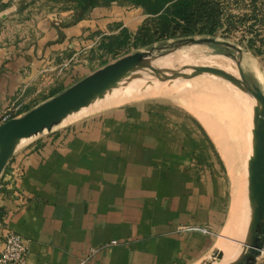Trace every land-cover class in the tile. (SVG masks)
Returning a JSON list of instances; mask_svg holds the SVG:
<instances>
[{
	"label": "crops",
	"instance_id": "crops-1",
	"mask_svg": "<svg viewBox=\"0 0 264 264\" xmlns=\"http://www.w3.org/2000/svg\"><path fill=\"white\" fill-rule=\"evenodd\" d=\"M112 3L107 21L138 20ZM17 4L0 0L1 22ZM90 17L40 19L16 42L0 29V115L47 78ZM160 91L110 94L90 112L106 111L15 150L0 173V249L3 226L26 239L22 264H195L216 249L233 183L204 125L174 104L116 106Z\"/></svg>",
	"mask_w": 264,
	"mask_h": 264
},
{
	"label": "rangeland",
	"instance_id": "rangeland-1",
	"mask_svg": "<svg viewBox=\"0 0 264 264\" xmlns=\"http://www.w3.org/2000/svg\"><path fill=\"white\" fill-rule=\"evenodd\" d=\"M112 4L122 5L121 8L116 7L115 11H121L120 14L125 15L131 12L133 16H139V21L127 23L122 15L107 21V17H111L109 16L111 7L106 5H98L101 6L99 9L93 7L94 12L92 13L91 9L84 17L91 18V14L97 19L95 25H88L80 36L69 38L66 50L58 55L60 60L47 68V78H44L43 82H38L37 86L28 88L22 98L6 107L5 110L10 111L12 116H19L97 68L138 50H151L152 54L156 55L151 59V64L158 74H164L172 69H180L189 74L194 65L207 64L224 68L239 77L236 66L239 53L234 47L210 42L182 43L181 40L176 41V38L159 39L149 44L136 43L134 41L136 29L150 14L144 12L141 6L125 4L121 0L113 1ZM220 6L222 8L220 24L215 31L211 34L193 36H212L238 46L242 50L241 66L248 82L258 85L264 92V0H221ZM74 9L72 0H18L16 10L10 13L12 16L0 21V29L11 27L15 35L14 42L20 41L19 34L25 31L27 26L31 28L44 18L53 25H63L71 20ZM161 63L169 65H159ZM142 75L145 76V83L143 82L144 85L139 91L151 90L156 83L162 82L160 87L162 92L116 106L142 103L174 104L178 108L192 112L200 120L216 146L217 153H215H219L225 160L233 183L231 213L224 231L218 236L216 247L219 244H229V251L238 246L241 250L250 217V205L246 194L247 160L252 150L249 97L240 87L226 78L210 74V72L188 77L170 76L159 79L148 67L136 69L121 78L112 87L108 96L110 94L128 95V90L133 92L135 81ZM188 78L191 79L184 80ZM129 83L132 84L131 87ZM236 90L241 92L240 98ZM98 100L100 99L72 114L70 116L72 120L22 142L15 150L61 126H72L84 118L109 109L90 112L100 103ZM227 135H229L228 138ZM237 141L243 142V150L238 153L233 151ZM213 251L195 264H206L212 258ZM234 262L224 263L234 264ZM256 263L264 264V254H260L254 264Z\"/></svg>",
	"mask_w": 264,
	"mask_h": 264
},
{
	"label": "water",
	"instance_id": "water-1",
	"mask_svg": "<svg viewBox=\"0 0 264 264\" xmlns=\"http://www.w3.org/2000/svg\"><path fill=\"white\" fill-rule=\"evenodd\" d=\"M210 42L234 47L239 56L236 59L239 77L221 67L207 64L194 65L189 74L172 69L158 74L151 59L156 55L151 50H138L123 55L87 74L59 93L28 109L19 116L0 122V173L23 138L51 130L65 116L101 98L117 82L132 71L148 67L159 79L170 76H193L206 71L220 75L255 98L252 110V150L247 160V197L250 205L245 242L234 264H254L264 246V92L249 83L241 66L242 50L230 42L212 36H192L182 43ZM158 56V55H157ZM223 250H214L206 264H213L223 256Z\"/></svg>",
	"mask_w": 264,
	"mask_h": 264
},
{
	"label": "trees",
	"instance_id": "trees-1",
	"mask_svg": "<svg viewBox=\"0 0 264 264\" xmlns=\"http://www.w3.org/2000/svg\"><path fill=\"white\" fill-rule=\"evenodd\" d=\"M74 12L70 21L76 23L93 7L116 0H72ZM221 0H121L136 6L150 16L136 29L134 41L149 44L155 40L176 38L183 41L195 34H211L219 26ZM259 52V50H258Z\"/></svg>",
	"mask_w": 264,
	"mask_h": 264
},
{
	"label": "bare ground",
	"instance_id": "bare-ground-1",
	"mask_svg": "<svg viewBox=\"0 0 264 264\" xmlns=\"http://www.w3.org/2000/svg\"><path fill=\"white\" fill-rule=\"evenodd\" d=\"M165 64H167V63H161V64H159V65H165ZM167 65H169V64H167ZM256 72H257V70H256ZM198 73H208V72H206V71H201V72H198ZM210 74H213V75H216V76H219V77H222V76H220V75H217V74H214V73H210ZM257 75H258V73H257ZM260 75V74H259ZM258 75V76H259ZM261 76V75H260ZM144 78H145V76L144 75H142V76H140L139 78H137V80L135 81V84L133 85L134 86V88H132L133 89V92H129V90H128V95L129 96H132V95H134L136 92H138L140 89H141V86H143L144 85ZM260 78V77H259ZM219 80V79H218ZM217 81V80H216ZM144 82V83H143ZM161 83L162 82H159V83H156L155 85H154V87L150 90L149 89V93H155L156 91H158L159 89H160V87H161ZM130 87H131V83H129L128 84ZM111 89L112 88H110V90L108 91V92H106V93H104V95L101 97V98H104V97H106V96H108L109 94L108 93H110V91H111ZM130 89V88H129ZM242 89V88H241ZM243 90V89H242ZM243 93L245 94V95H247L248 97H249V99H250V103H251V113H250V117H251V130H252V110H253V105L255 104V98H254V96H252L250 93H248V92H246L245 90H243ZM236 94H237V96L240 98V96H241V92L240 91H238V90H236ZM236 96V97H237ZM101 98H97V99H100L101 100ZM97 99H95V100H97ZM95 100L94 101H92L90 104H93V102H95ZM100 100H98V101H100ZM103 100V99H102ZM97 101V102H98ZM238 101H236V103H237ZM235 103V105H237ZM90 104H88V105H90ZM233 104H234V102H233ZM87 105V106H88ZM239 105V104H238ZM237 105V106H238ZM221 106H223V105H221ZM226 106V105H225ZM85 106H83V107H81V108H84ZM231 107V106H230ZM236 107V106H235ZM80 108V109H81ZM80 109H78L77 111H79ZM77 111H74V112H72V113H70V114H68L67 116H65L58 124H56V125H54V127H56V126H58V125H62V124H64L65 122H68V121H70V120H72L73 118H71L70 116L72 115V114H74L75 112H77ZM221 111V110H220ZM221 119V118H220ZM232 119V118H231ZM218 121H220L219 119H218ZM223 122V121H222ZM232 122V121H231ZM224 123V122H223ZM229 124V123H228ZM234 125V124H233ZM45 131V130H44ZM36 135H32V136H30V137H27V138H23V139H21L20 140V142H19V144L18 145H20L22 142H24V141H27V140H29L30 138H32V137H35ZM228 136L229 135H227V138H228ZM238 136V135H237ZM253 136V135H252ZM236 137V136H235ZM33 139V138H32ZM239 141V140H238ZM236 142V145H235V148H234V150L233 151H235L236 153H238L239 151H241V150H243V142L241 141V142ZM240 143V144H239ZM241 146V147H240ZM251 146H252V141H251ZM240 147V148H239ZM229 244H225V245H222V244H219V246L217 247V249L216 250H223V252H224V254H223V256L221 257V258H219V260L218 261H215L213 264H222V263H226V261L227 262H234L235 260H236V258H237V256L240 254V252H241V250H240V247L238 246V247H236V248H234V249H232V251H229L230 250V248H229ZM231 257H232V261H230V259H231ZM229 260V261H228ZM224 263V264H225Z\"/></svg>",
	"mask_w": 264,
	"mask_h": 264
},
{
	"label": "built area",
	"instance_id": "built-area-1",
	"mask_svg": "<svg viewBox=\"0 0 264 264\" xmlns=\"http://www.w3.org/2000/svg\"><path fill=\"white\" fill-rule=\"evenodd\" d=\"M13 117L10 111L4 110L0 115V122L6 121ZM202 230L208 231L206 228ZM3 243L0 249V264H22L26 259L28 246L26 239L17 231L10 227H2ZM116 242L112 240L111 243ZM264 254V246L261 249Z\"/></svg>",
	"mask_w": 264,
	"mask_h": 264
}]
</instances>
